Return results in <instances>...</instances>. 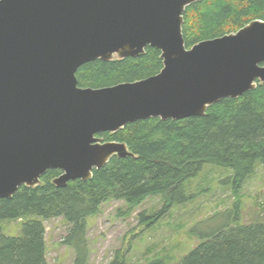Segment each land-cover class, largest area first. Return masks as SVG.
<instances>
[{
  "label": "water",
  "instance_id": "1",
  "mask_svg": "<svg viewBox=\"0 0 264 264\" xmlns=\"http://www.w3.org/2000/svg\"><path fill=\"white\" fill-rule=\"evenodd\" d=\"M203 0H0V200L35 188L50 170L58 188L89 181L134 157L115 134L149 119L204 117L210 107L264 86V21L188 49L186 9ZM161 52L147 79L81 88L77 71Z\"/></svg>",
  "mask_w": 264,
  "mask_h": 264
},
{
  "label": "trees",
  "instance_id": "2",
  "mask_svg": "<svg viewBox=\"0 0 264 264\" xmlns=\"http://www.w3.org/2000/svg\"><path fill=\"white\" fill-rule=\"evenodd\" d=\"M256 20L264 21V0L197 2L184 14L186 47L237 33ZM162 69L161 52L147 47L135 58L88 63L76 76L79 87L99 89L141 81ZM99 137L126 144L134 157H115L95 170L91 180L70 182L65 188L53 183L62 173L50 170L39 186H23L13 198L0 200V223L23 224L17 238L6 237L0 226V264H48L43 222L58 217L71 227L62 244L74 251L73 264H89L87 219L98 215L103 204L123 201L131 212L153 196H163L166 208L175 202L185 204L193 198L186 193V184L206 164L229 169L228 182L239 194L242 185L255 175L257 165L264 164V86L259 84L238 99L221 101L204 117L149 119ZM227 212L229 221L201 233L203 243L180 264H264V223L241 225L239 203ZM147 219L145 213L140 214L141 231L157 218L151 223ZM112 264H124L120 252ZM149 264L164 263L154 260Z\"/></svg>",
  "mask_w": 264,
  "mask_h": 264
},
{
  "label": "rangeland",
  "instance_id": "3",
  "mask_svg": "<svg viewBox=\"0 0 264 264\" xmlns=\"http://www.w3.org/2000/svg\"><path fill=\"white\" fill-rule=\"evenodd\" d=\"M230 175L224 167L204 165L198 176L186 184V193L193 196L192 200L175 202L170 208H166L163 196L149 197L132 212L123 201L103 204L98 215L87 219L89 264H112L118 252L124 264H149L154 260L180 264L203 243L201 233L229 221L226 210L236 203L240 205L241 225L264 223V164L257 165L255 175L242 185L239 194L228 182ZM141 213L149 223L157 218L143 231ZM217 213L221 214L213 217ZM43 223L48 264H73L74 251L62 244L71 229L69 224L61 217ZM22 225L21 221L0 223L3 234L13 238L22 235Z\"/></svg>",
  "mask_w": 264,
  "mask_h": 264
}]
</instances>
